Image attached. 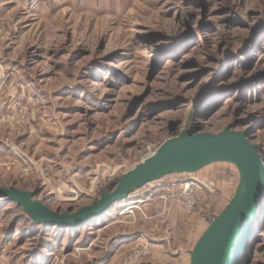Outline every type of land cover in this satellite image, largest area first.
Masks as SVG:
<instances>
[{"label": "rangeland", "instance_id": "obj_1", "mask_svg": "<svg viewBox=\"0 0 264 264\" xmlns=\"http://www.w3.org/2000/svg\"><path fill=\"white\" fill-rule=\"evenodd\" d=\"M187 129L264 158V0H0V188L73 213ZM238 184L226 163L169 175L78 229L0 198V264H189ZM259 210L243 264H264Z\"/></svg>", "mask_w": 264, "mask_h": 264}, {"label": "water", "instance_id": "obj_2", "mask_svg": "<svg viewBox=\"0 0 264 264\" xmlns=\"http://www.w3.org/2000/svg\"><path fill=\"white\" fill-rule=\"evenodd\" d=\"M216 163L234 166L239 184L229 205L195 243L189 264H236L244 254L264 195V158L260 147L252 144L245 132L187 129L123 174L95 202L73 213L54 212L34 200L30 192L14 188H0V198L19 206L34 224L78 229L149 183L169 175L193 174Z\"/></svg>", "mask_w": 264, "mask_h": 264}, {"label": "bare ground", "instance_id": "obj_3", "mask_svg": "<svg viewBox=\"0 0 264 264\" xmlns=\"http://www.w3.org/2000/svg\"><path fill=\"white\" fill-rule=\"evenodd\" d=\"M154 154V153H153ZM149 157H151V156H149ZM149 157H147V158H149ZM146 158V159H147ZM142 162V161H141ZM161 180V179H160ZM159 181V180H158ZM156 182V181H155ZM153 183V182H152ZM150 184V183H149ZM148 185V184H147ZM146 186V185H145ZM132 195V194H131ZM130 197L131 196H129L128 197V199L127 200H125L126 201V203L123 205V207H122V205H119V206H117V207H113V208H111V209H109V210H107L103 215H101V216H98L96 219H94V220H96V222H98V224L103 220V219H105V217H111V216H116V215H123V214H125V213H129L131 210H135V209H138V207L140 206V205H142V204H144L145 202H146V200L144 199V198H137V199H134V200H132V199H130ZM125 201H122V202H125ZM121 203V202H120ZM259 216H260V210H258V212H257V216H256V222H255V224H254V226H253V231H252V234H251V236L248 238V240H247V246H246V248H245V250H244V254L240 257V259H239V261L236 263V264H243L244 263V260L246 259V256L248 255V252H249V250H250V246H251V244H252V240H253V236H254V232H255V230H256V228H257V226H258V219H259ZM94 220H92V221H94ZM92 221H90V222H92ZM89 222V223H90ZM102 223V222H101ZM69 229H71V228H69Z\"/></svg>", "mask_w": 264, "mask_h": 264}, {"label": "built area", "instance_id": "obj_4", "mask_svg": "<svg viewBox=\"0 0 264 264\" xmlns=\"http://www.w3.org/2000/svg\"><path fill=\"white\" fill-rule=\"evenodd\" d=\"M151 155H153V153H151L150 151H148L147 154L145 155V157L143 159H146L147 157H149ZM185 187L186 188H189V185H186ZM190 193H191V191H190Z\"/></svg>", "mask_w": 264, "mask_h": 264}]
</instances>
